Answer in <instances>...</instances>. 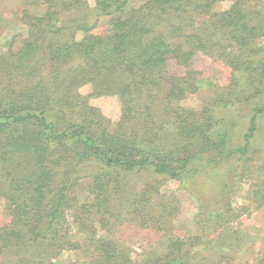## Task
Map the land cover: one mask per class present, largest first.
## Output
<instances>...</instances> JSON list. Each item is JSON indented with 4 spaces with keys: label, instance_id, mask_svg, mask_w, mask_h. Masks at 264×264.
I'll return each mask as SVG.
<instances>
[{
    "label": "trees",
    "instance_id": "obj_1",
    "mask_svg": "<svg viewBox=\"0 0 264 264\" xmlns=\"http://www.w3.org/2000/svg\"><path fill=\"white\" fill-rule=\"evenodd\" d=\"M222 1L148 0L131 8V0H95L97 22L108 20L104 34L88 21V0H46L43 15L18 14L27 37L14 36L0 55V256L32 248L37 255L10 264H57L64 251L78 250L88 255L85 264H231L203 256L205 237L170 238L162 256L133 259L95 227L109 224L129 174L186 184L233 160L217 208L199 199L201 217L237 219L231 196L254 174V202L264 206V163L255 161L264 133V0H236L215 12ZM198 54L222 62L231 77L227 93L194 111L180 104L203 87ZM100 97L120 102L114 127L90 103ZM243 117L247 129L234 144ZM153 190L145 184L127 195L131 215L142 216ZM139 224L160 230L154 217Z\"/></svg>",
    "mask_w": 264,
    "mask_h": 264
},
{
    "label": "rangeland",
    "instance_id": "obj_2",
    "mask_svg": "<svg viewBox=\"0 0 264 264\" xmlns=\"http://www.w3.org/2000/svg\"><path fill=\"white\" fill-rule=\"evenodd\" d=\"M31 1L35 4L26 5L30 3L29 0H0V55L9 50L14 36L27 37L28 27L20 21L18 14L25 8L38 16L45 13L47 5L44 1L46 0ZM146 1L148 0H131L129 7L139 8ZM235 1L219 2L215 5L214 11L217 13L226 11ZM95 6V0H88V21L95 25V33L104 34L108 29V20L104 17L97 22ZM173 22L177 23V21ZM81 38L82 34H78V39ZM195 68L202 73L200 77L204 80L203 87L198 92L189 94L180 105L189 110L199 111L205 105L215 102L222 93H227L231 73L222 62L203 54L197 55ZM90 88V86H84L80 92L87 95L90 93ZM90 103L102 111L113 127L120 120L122 112L118 98H91ZM246 121L247 118L243 117L237 122L232 137L234 144L240 143L247 129ZM261 123L264 127V119ZM258 141L259 151L255 161L264 163V133L260 134ZM234 162L235 160L221 167L209 169L198 179L187 180L186 184L177 180H164L162 177H155L145 172L129 174L124 183V191H121L120 195H115L112 215L107 216L109 224L103 227L95 223L97 237L117 241L131 251L133 259H139L145 255L162 256L166 253L170 238L190 241L205 237L209 239L207 240L210 244L202 255L210 256L209 259L214 262L220 261V256L223 255L232 259L231 264L264 263V206L256 205L252 192L256 185L253 179L258 178V175L254 174V178H247L236 184L231 196V206L238 214L237 219H233L232 222L216 220L215 217H209V211L201 217L202 209L199 199H202V203L209 209H212L211 204L216 207L215 203L218 195L223 191L224 183L231 179V173L235 168ZM145 184L154 186L153 192L149 194L151 200L144 205L142 216L135 217L131 215L129 204L125 199L133 190H142ZM4 213L5 203L0 201V223L3 222ZM148 216L158 220L160 230L149 225L140 227L142 218L148 219ZM202 220L208 224L206 231L203 230ZM83 237V234H79L77 227L73 225V240L80 241ZM37 252L32 248H24L21 252L8 251L0 256V264L16 263L20 256L34 257ZM54 261L57 264H85L88 262V255L84 250L64 251Z\"/></svg>",
    "mask_w": 264,
    "mask_h": 264
}]
</instances>
